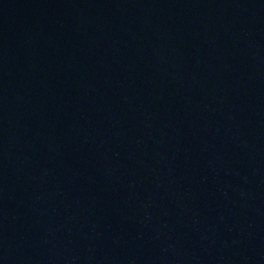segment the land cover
Here are the masks:
<instances>
[{"label": "water", "instance_id": "obj_1", "mask_svg": "<svg viewBox=\"0 0 264 264\" xmlns=\"http://www.w3.org/2000/svg\"><path fill=\"white\" fill-rule=\"evenodd\" d=\"M0 264H264V0H0Z\"/></svg>", "mask_w": 264, "mask_h": 264}]
</instances>
